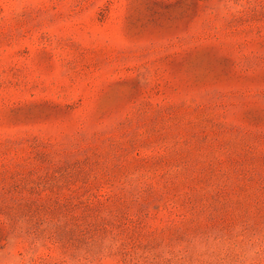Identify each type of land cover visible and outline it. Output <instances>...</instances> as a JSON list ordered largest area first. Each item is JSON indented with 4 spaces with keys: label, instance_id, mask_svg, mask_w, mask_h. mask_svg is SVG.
Returning <instances> with one entry per match:
<instances>
[{
    "label": "rangeland",
    "instance_id": "374dc122",
    "mask_svg": "<svg viewBox=\"0 0 264 264\" xmlns=\"http://www.w3.org/2000/svg\"><path fill=\"white\" fill-rule=\"evenodd\" d=\"M0 264H264V0H0Z\"/></svg>",
    "mask_w": 264,
    "mask_h": 264
}]
</instances>
